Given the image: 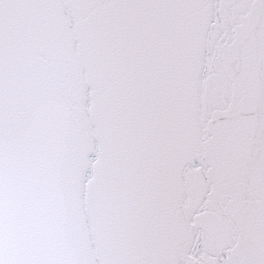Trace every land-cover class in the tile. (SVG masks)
I'll return each mask as SVG.
<instances>
[{"label":"snow or ice","instance_id":"obj_1","mask_svg":"<svg viewBox=\"0 0 264 264\" xmlns=\"http://www.w3.org/2000/svg\"><path fill=\"white\" fill-rule=\"evenodd\" d=\"M0 264H264V0H0Z\"/></svg>","mask_w":264,"mask_h":264}]
</instances>
